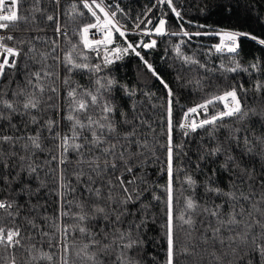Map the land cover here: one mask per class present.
Instances as JSON below:
<instances>
[{
	"label": "trees",
	"instance_id": "1",
	"mask_svg": "<svg viewBox=\"0 0 264 264\" xmlns=\"http://www.w3.org/2000/svg\"><path fill=\"white\" fill-rule=\"evenodd\" d=\"M150 4V0H126L122 6L128 17L137 21ZM172 5L180 12V17L169 6L154 11L153 15L159 12L165 20V31L169 34L147 38L149 43L153 40L156 43L151 48L140 49L143 59L130 54L104 65L79 44L80 27L90 23L92 17L78 0H63L60 7L54 0H19L18 12L22 19L11 27L15 39L10 43L19 48L21 54L16 58V67L6 68L0 77V100L12 102L17 109L12 112L0 104V136L14 138V143L0 141V200L13 204L9 209L12 216L0 210V227H19L20 245L15 248L0 245V264H11L13 258L15 264H65V261L67 264H92L82 251L88 237L79 233L76 226L81 222L73 217L80 211V203L86 205L85 211L90 216L93 203L105 207L107 212V219L97 215L84 222L95 234L94 238L101 242L96 248L89 249V254L96 252L97 264H120L119 257L123 258L124 264H167L168 193L165 188L168 184L169 97L168 89L161 81L173 94L174 264H264V258L253 251L251 243L252 236L261 231L255 220L264 222L261 214L264 212V151L257 143L264 138V87L256 90L257 84L264 85V45L241 37L236 54L218 53L213 47L217 41L213 32L218 29L264 39V0H172ZM79 12L84 15L80 16ZM48 15L55 19L48 21ZM58 22L66 30L60 37L55 31ZM181 25L191 38L182 34ZM197 32L201 35H191ZM20 40L24 43H17ZM73 44L78 45L73 52L74 59L99 65L100 71H69L64 56ZM81 51L88 57L87 61L78 55ZM144 61L151 64L156 75L147 69ZM237 64L240 66L237 71L227 70ZM36 71L41 72V82L46 90L42 95L36 91L40 108L30 110L29 115L22 107L25 97L19 93L21 90L26 94L35 91L28 80L33 79L36 83L31 76ZM45 72L51 75L45 76ZM65 80L69 81L68 84L64 83ZM97 80L104 85L109 80L114 83L97 93L100 87ZM233 87L244 110L249 112L248 116L226 117L218 121L216 127L209 125L188 136L183 135L179 124L188 108L222 95ZM50 88L57 91L52 92L48 90ZM70 88H77L78 93L83 89L90 90L115 106L113 122L117 134L108 139L117 144L116 156L123 152L125 158L130 157L131 174L125 173L122 162L112 155L106 158L110 162L115 159L117 169L109 168L99 175L88 164L78 163L81 157L75 152L66 154L63 164L59 162L61 150L57 147L60 141L56 134L68 133L71 126L65 118L69 112L67 91ZM222 105H210L209 116L222 110ZM98 114L97 108L93 116ZM31 116H36V123L31 122ZM50 120L55 122L51 131L48 128ZM133 131L134 136L124 138L126 133ZM37 134L41 149L34 148L28 140ZM84 135L91 139L89 132L85 131ZM245 137L252 142L248 145L253 148L251 153L246 151ZM216 148L220 152L212 154ZM95 157H101L102 169L104 157L101 152L95 148L84 151L83 159L91 161ZM229 157L234 159L230 161ZM122 173L126 180H136L135 184L129 185L135 199L126 205L120 203L125 194L116 180ZM189 176L196 182L194 188L185 182ZM206 187L219 188L222 193H235L237 199L206 191ZM89 188L93 191H88ZM97 188L101 192L99 199L94 191ZM109 192L113 200L108 199ZM244 196L248 199H243ZM189 197L200 206L195 213L186 208ZM254 205L261 211H256ZM204 208L218 211L219 218L203 211ZM241 208L245 213L244 221L253 225L247 243L229 239L246 231L244 224L222 226L219 223L227 220L233 211L239 214ZM64 212L68 215H61ZM249 212L251 217L247 215ZM181 215L185 219L191 215L195 220L194 228L190 229L180 219ZM240 218L237 215V219ZM217 227L221 231L213 238V230ZM120 232L124 233V240H118V244L129 240L138 243L131 249L113 245L107 252L99 250L103 244L117 238ZM44 253L52 259L40 260Z\"/></svg>",
	"mask_w": 264,
	"mask_h": 264
},
{
	"label": "snow or ice",
	"instance_id": "2",
	"mask_svg": "<svg viewBox=\"0 0 264 264\" xmlns=\"http://www.w3.org/2000/svg\"><path fill=\"white\" fill-rule=\"evenodd\" d=\"M162 2H165V0H162ZM168 6L172 9V11L175 13L177 17H180V12L176 10V8L172 5V0H166ZM83 7L88 10V12L91 14L92 17L95 18V22L92 23H86L83 24L80 27L79 30V44L83 46V49L96 52L97 55H99V50L101 46L105 48V57L104 61L105 64H110L112 61L108 58L107 55V46L113 42V29H115L116 32H119L120 36H124L125 33L120 30L119 27H117L115 24H113L112 20L109 18L110 14L109 12L105 11L104 7L101 6L100 3H97V0H91V3L88 2V0H82ZM18 4L19 0H0V30H7L10 27H15L18 22L22 19V17L19 15L18 12ZM93 5H95L96 9H99L100 12L104 13V20L101 22L100 17L97 15V12L93 9ZM74 12H75V6H73ZM80 16H83V12L78 13ZM115 13H111V16H114ZM75 19V15L73 16ZM48 21H53L55 18L52 15H48L46 18ZM151 23V21H149ZM165 20L160 19L159 24L155 28V32L157 34H163L164 33V26H165ZM139 27V25H137ZM203 27V26H201ZM95 29L96 32L100 34V38H95L96 33L92 32V30ZM182 34L184 36H188L191 38L190 34L187 31H183V26L181 25ZM55 31L61 35H64V30L60 27V25L57 23ZM149 32H145V35H149ZM173 35H177V33H173ZM191 35H201V33L197 32ZM220 39V42L215 45V49L217 52H224L227 51L228 53L236 54L238 52L239 43L238 40L241 37L244 38H250L253 41H257L260 45H264V39H258L256 36H250L248 33H241V32H235V31H224L220 30L215 33ZM15 37L12 35L8 36H0V57H2V60H0V77H2L5 74L6 68H15L16 67V58H18L21 54V50L17 47H11L8 46L6 43H4L5 40H14ZM17 43H24L23 40L17 41ZM55 45V41L53 42ZM155 41L153 40L151 43L143 44L144 48H151L155 45ZM78 45L73 44L72 49L67 52L64 56V63L65 67L68 68L69 71H72L73 69H79V70H88V71H100L99 65H90L87 62H78L73 57V52L76 51ZM129 49H131L133 52H135V55L140 57V53L135 50V47L132 44H128L126 48L123 49V52H128ZM33 49H30V51ZM53 51H55V47L53 48ZM120 49L116 48L115 52L117 53L116 59H120ZM83 58V61H87L88 57L84 54L83 51L78 53ZM143 59V57H140ZM188 59V58H186ZM193 63H197V61H192ZM145 66L149 71L153 73V75H156L155 70L152 68L151 64H148L147 61H144ZM239 64H237L234 68L227 69L228 71L235 72L239 68ZM253 68H256V65H252ZM45 76H50L51 73L45 72ZM32 78L36 81V83H33V79L28 80V84L35 89L31 94H26L23 90L19 93V95L24 96V102L22 104V107L24 109V113L30 115V110H38L40 108V99L36 95V91H38L41 95L45 92V86L43 85L42 81V75L40 71L33 72L31 74ZM68 80H65L64 83L68 84ZM97 85L100 87L97 88V93L100 92L101 88L108 87L110 88L111 85L114 83V81L109 80L107 82V85L101 84L100 80L96 81ZM163 86L168 89V107H167V146H166V153H167V159H166V174L168 177V184L165 188V191L168 193V209H167V216H168V223H167V236H168V253H167V264H174V240H173V215H172V180H173V143H172V131H173V110H172V91L169 88V86L161 81ZM264 87V85L257 84L256 90L260 91L261 88ZM52 92H56V88H50L48 89ZM67 98L69 101V112L68 115L65 117L67 121L70 122L71 126L68 133H65L61 135L60 133H57V137L59 138L60 143L57 145V147L61 150V158L60 163L63 164L66 159V154H68L70 151L75 152L78 156L81 157V159L78 161V163L88 164L89 167L93 168V171L97 172V175L100 174L101 171H106L107 169L111 168L113 170L117 169L116 160L109 161L106 157L109 155L114 156L116 159L122 162V166L124 168V172L131 174L133 172V167L129 164V158H125V155L123 152L119 153L118 156H116V148L117 144L112 143L108 137L117 134L116 125L113 122V116L116 112L115 106L108 100L102 99L101 95L94 94L92 91L83 89L81 92H77V88H70L67 91ZM216 103H222L223 104V110L217 111L215 114H213L209 118L201 119L199 121L196 120H190V115L192 114H198V110H203L205 114H207L208 108L210 105L214 106ZM0 104L3 105L4 108H7L11 110L12 112H17L16 107L14 104L8 100H0ZM99 109V114L95 117L93 116V113L96 109ZM254 113L255 110H250ZM122 115H124L122 113ZM249 115V112L245 111L241 99L238 96V92L236 88H232L231 90L225 91L222 95L211 97L207 100H205L203 103L198 104L194 107L188 108L186 112L183 114V120L179 124V127L181 129H185L184 135L187 136L189 134V131L195 132L198 128H205L206 126H213L216 127L218 121H223L226 117H238L243 118ZM10 119V117H9ZM31 122L36 123L37 118L36 116H31ZM127 123L128 121L125 119L124 121ZM55 125L54 121H48V128L49 131H51L52 127ZM87 131L91 134V139L88 138V136L84 135V132ZM135 132H129L125 134V139H128L130 136H134ZM28 140L31 141V145L36 149H41V143H40V136L39 134L35 136L28 137ZM0 141H3L4 143L13 142L14 138L11 136H0ZM252 142L248 140L247 137L244 138V144L246 147V151L248 153H251L253 151L252 147H248ZM257 143L261 144V151H264V138L261 140H258ZM86 145H90L91 147H86ZM146 146V145H145ZM25 148L28 147L27 144L24 145ZM179 147V146H176ZM93 148L98 149L101 154L104 157V167L101 169L100 165V159L101 157H95L91 161L83 159L84 151H91ZM220 149L216 148L213 150L212 154L219 153ZM56 159V157H53ZM234 158L229 157V160H233ZM227 167V164L224 165ZM238 167V165H237ZM32 172L35 171L34 168L31 169ZM79 178V174H78ZM88 179L91 181L92 177L89 176ZM118 186L121 188L122 192L125 194L124 198L120 201L122 204H128L130 202H133L135 197H133L132 189L129 188V185H133L136 183L135 178L131 180H126L124 178V174L122 173L121 176L116 178ZM190 187L195 186V180L192 179V177H186L185 181ZM109 185H112V181L110 180ZM62 187H66L65 185H61ZM88 191H93L91 188L88 189ZM95 195L99 199L101 192L100 189H95ZM206 191L209 192H215L218 195L223 194L226 196H229L230 199L236 200L237 197L235 193H222V190L219 188H212V187H206ZM139 193H137V196ZM155 199H159V197H154ZM109 200H113L114 197L112 196L111 192H109L108 195ZM243 199L247 200L248 197L244 196ZM86 205L84 203L78 204V208L80 211L78 213H74L73 217L74 219L81 222V224H78L77 230L79 233L86 235L88 237V242L84 243L82 251L85 253L86 258L89 261H92V264H97V254L95 251L91 252L89 254V249L96 248L98 245H101V242L96 240L94 238L95 234L91 233L90 229L86 226L84 222L89 220L90 218H96L97 215H99L101 218L107 219V212L105 207L100 206L99 204L93 203L91 205V216L88 211H85ZM199 204L189 197L186 201V208L190 210L191 213H195L197 208H199ZM13 208V204L11 202L0 200V210H4L8 213L9 216H12L13 213L9 212V209ZM253 208L260 212L261 210L256 208L255 205ZM203 211L210 212V215L219 218V212L215 210H209L208 208H204ZM18 214V213H17ZM244 210L241 208L240 213H236L235 211L231 212L229 214V218L227 220H220V225H241L244 224L246 231L237 233L235 236L230 237L229 239L233 242L239 240L241 243H247L249 240V230L253 227L252 224L246 223L243 219L244 216ZM264 215V212L261 213ZM61 215L66 216L68 213L64 212L61 213ZM237 215H239L241 218L237 219ZM249 217L252 216V213H247ZM120 216H116V220L119 221ZM180 219L189 226L190 229L194 228L195 220L192 218L191 215L188 216L187 219L184 218L183 215H181ZM255 225H258L261 228V231L258 235H253L251 238V243L254 245L253 251H256L259 253V255L264 258V222H261L260 220H255ZM119 231V230H117ZM221 228L217 227L213 230V238H216L218 234L220 233ZM65 233H67V228H65ZM130 235V233H129ZM105 239H107V235L105 236ZM119 241L124 240V233L120 232L119 236L117 238H114L110 243L103 244L100 247V251L107 252L113 245H117L119 247H122L124 249H131L133 248L138 242L135 240H129L127 243L118 244ZM259 241V243H258ZM219 242L223 244V239H220ZM0 245H3L5 248H15L16 246L20 245V228H5L0 227ZM40 260H51L52 257L48 255L47 253L41 254L39 257ZM120 264H124V260L122 257H119ZM11 264H15V259L13 258L11 260ZM65 264L67 262L65 261Z\"/></svg>",
	"mask_w": 264,
	"mask_h": 264
},
{
	"label": "built area",
	"instance_id": "3",
	"mask_svg": "<svg viewBox=\"0 0 264 264\" xmlns=\"http://www.w3.org/2000/svg\"><path fill=\"white\" fill-rule=\"evenodd\" d=\"M62 1L63 0H54V3L57 5V7H60V4ZM78 1L83 6L82 0H78ZM125 1L126 0H97V3H100L101 6L104 7L105 11L109 12V14H110L109 18L112 20L113 24H115L117 27L120 28L121 31H123L125 33L124 36H120L119 32H116L115 29H113V42L107 46V55H108V58L112 61V63H115V62L121 60L124 56L130 55V54H132V55L135 54V52H133L131 49H129V51L126 53L123 52V49L126 48L128 44H132L135 47V50L139 52L141 48H144L143 44H147V42L149 43V41H147V38H153L156 36L169 34V32L165 31V30H164L163 34H157L155 32V28L159 24V20L163 19V18L160 16L159 12H157L155 15H153L155 10H159L163 7L168 6L166 0H165V2H162V0H150L151 4H150L148 10L137 21L130 19L128 17L127 13L125 12V10L122 6V4ZM88 2L91 3V0H88ZM93 9L97 12V15L101 19V22H103L104 13L100 12L99 9H96L95 5H93ZM85 10L88 12L87 9H85ZM111 13H115V15L111 16ZM149 21H151V23H149ZM91 22L92 23L95 22L94 17H92ZM58 24L60 25L59 22H58ZM137 25H139V27H137ZM60 27L66 33V30L61 25H60ZM220 30L231 31L228 29H218V30L214 31L213 34H215L216 32H218ZM92 32L96 33L95 38H100V34L98 32H96L95 29H93ZM145 32H149L150 34L145 35ZM56 34L59 37L61 36V34H59L57 32H56ZM8 35L15 36L11 27L7 30H0V36L6 37ZM215 36L217 37V41L213 44L214 49H215V45L220 42L219 37L217 35H215ZM130 37L135 38V40L132 41L130 39ZM11 41H13V40H5L4 43H6L8 46L13 47L10 43ZM116 48H119L121 50L119 53V55L121 57L120 59H116V55H117V53L115 52ZM215 51H216V49H215ZM89 52L93 53L94 56L97 57L101 61L102 64L109 65V64H105V61H104L105 48L103 46H101V48L99 50V55H97L96 52H92V51H89ZM218 53L227 54L228 52L224 51V52H218ZM0 60H2V57H0ZM112 63H110V64H112ZM222 110H223V106H222ZM209 115H210V107L208 108L207 114H205L203 112V110H198V114L190 115V120L199 121V120L203 119V117H205V118L210 117ZM182 120H183V116L181 118L180 123L182 122ZM181 130H182L183 135H184V132L186 130L185 129H181ZM190 133H191V131H189V134Z\"/></svg>",
	"mask_w": 264,
	"mask_h": 264
},
{
	"label": "rangeland",
	"instance_id": "4",
	"mask_svg": "<svg viewBox=\"0 0 264 264\" xmlns=\"http://www.w3.org/2000/svg\"><path fill=\"white\" fill-rule=\"evenodd\" d=\"M165 25H166V23H165ZM164 29H165V26H164ZM215 35V34H214ZM223 106V105H222ZM219 111V110H218ZM211 117V116H210ZM209 118V117H208ZM203 119H205V117H203Z\"/></svg>",
	"mask_w": 264,
	"mask_h": 264
}]
</instances>
